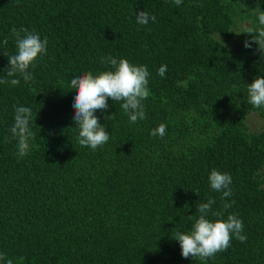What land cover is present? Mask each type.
<instances>
[{"label":"trees","instance_id":"1","mask_svg":"<svg viewBox=\"0 0 264 264\" xmlns=\"http://www.w3.org/2000/svg\"><path fill=\"white\" fill-rule=\"evenodd\" d=\"M257 3L264 9V0H0V76L4 51H17L13 26L48 40L34 81L0 84V252L13 264H205L184 258L172 236L214 199V212L242 219L247 240L233 237L206 264H264V128L246 122L264 116L248 103L264 56L255 41L244 46L252 34L236 33L258 25ZM142 9L155 21L138 24ZM109 56L146 65L150 96L135 123L109 98L96 115L110 139L93 151L78 143L70 81L109 70ZM13 105L33 110L23 157ZM162 123L166 134L151 135ZM213 168L231 175V196L211 189Z\"/></svg>","mask_w":264,"mask_h":264},{"label":"clouds","instance_id":"2","mask_svg":"<svg viewBox=\"0 0 264 264\" xmlns=\"http://www.w3.org/2000/svg\"><path fill=\"white\" fill-rule=\"evenodd\" d=\"M179 6L182 0H174ZM258 17V25H245L240 33H250V40H245L246 48L252 47L255 41L258 44L257 51L264 56V9L257 3L253 9ZM155 21L154 15H149L145 10H139L136 13V21L140 25H146L149 20ZM15 37L16 53L9 54L4 51L8 57V66L6 74L0 76V84L10 83L18 85L20 80L8 77H22L25 82L34 81V76L29 71L30 67L41 55L46 54L48 40L47 37L41 39L39 33L30 31L26 27L19 29L13 26L11 29ZM7 39L3 43L7 44ZM102 63L110 64L109 70L99 71L94 75L91 71L76 76L70 81V89H75L76 94L73 100L75 109L73 120L79 128L78 143L81 146L90 147L95 151L105 145L110 139V133L106 124H101L100 118L96 115L98 110H107L109 108L108 100L120 102L124 113L128 116L130 123H135L140 119H146L143 101L150 96L149 70L146 65H137L131 63L126 58L117 60L109 56ZM4 69V72H5ZM166 73V65L158 69V75L163 77ZM248 103L254 107L264 106V76H256L252 83L248 84ZM14 123L10 128L12 138L17 141V156L23 157L28 154L30 140L34 133L30 129L32 120V108L21 105H13ZM107 116L111 119L112 116ZM167 126L160 124L151 131V135L160 136L166 134ZM209 184L211 189L222 192V199L231 196L232 177L229 173L222 172L213 168L209 175ZM196 192V191H195ZM197 195L198 192H196ZM232 203L225 202L223 209L232 207ZM214 199H208L201 203L196 209L194 223L188 231H177L172 238L179 241L181 254L184 258L190 256L198 261L207 262L209 258H214L219 252L226 251L231 246L233 237L240 242H246L247 236L243 234L244 225L242 219L237 214L230 213L224 218L222 211H213ZM215 219L209 218V216ZM0 261L5 264H13L5 253L0 252Z\"/></svg>","mask_w":264,"mask_h":264},{"label":"rangeland","instance_id":"3","mask_svg":"<svg viewBox=\"0 0 264 264\" xmlns=\"http://www.w3.org/2000/svg\"><path fill=\"white\" fill-rule=\"evenodd\" d=\"M246 22L247 21L244 23L246 24ZM246 122L250 130H260L264 128V116L260 115L258 112L252 111L248 113Z\"/></svg>","mask_w":264,"mask_h":264}]
</instances>
